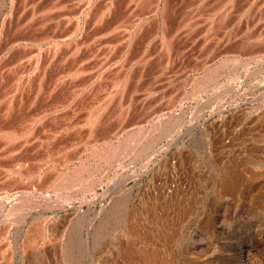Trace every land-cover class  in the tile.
Returning a JSON list of instances; mask_svg holds the SVG:
<instances>
[{"label":"rangeland","instance_id":"374dc122","mask_svg":"<svg viewBox=\"0 0 264 264\" xmlns=\"http://www.w3.org/2000/svg\"><path fill=\"white\" fill-rule=\"evenodd\" d=\"M8 1L9 0H5V6L0 8V26L2 25L0 29V74L2 75H0V89H3L0 90V109H2L0 110V129L6 128L4 129L6 130V132L8 129V131L17 130L19 132L20 130H22V128H27L30 126V131L28 132L29 136H24V140H26L28 144H26V142L24 143L23 140H21V142L16 141L11 142V144H6L4 140L0 139L2 140V142L0 141V149L2 150L3 148V151L7 152V155L0 154V178L2 179H0V210L4 214L3 216H0V264H22L20 260V247L21 243L25 239L24 237L26 235V231L29 228H27V226L32 227L35 226V224L42 223L43 221V223L47 225L51 232L49 231L48 234L44 233V237L46 238H44V243L42 244L41 249L39 248L40 254L45 256L44 262L42 264H50L51 262V264H68V262L66 261L68 257L74 256L75 254V257H77V261H79L80 264H126L124 263L125 260L122 254L123 248H131L141 251V248L143 249L144 244L141 243L142 238L140 240L135 238L133 239L131 231H129V229L125 226V221L132 219V212H134L135 210L141 211V209L144 206H147V204L158 205L156 208V211L158 210V213L156 211L155 213L161 216L164 215L163 217L166 221V227L164 230H162V233L167 234L166 236L168 237L166 238L165 243H163V249L164 252L166 251V254L169 251V264H227L229 260L231 261L235 259L236 255H239L241 257L240 253H238L240 252L239 249L241 247L249 249L250 253L257 259L258 264H264V54H262V52L256 53V58L255 56L253 58H250L249 56L240 57L238 56V54L234 55L232 53L234 49L231 48V45L229 46L228 43L226 44L229 37V32H231L232 37L234 35V38L231 39V42H233L235 45H240V40L242 39V35L240 36L241 32L248 29L251 24L252 26L253 24L257 25L251 30L253 34L257 35L258 33H264V7L260 8L261 10L259 11L256 10L258 7L257 5H259V1L261 0H257L256 2L255 0H253L254 3L251 2L252 0H236V7H234L233 10L229 13L230 15L228 19H221V22L223 21V23L216 20V23H218L217 25L216 23H214L216 28L214 29L213 33L208 31V22L206 20L204 21L205 18L203 16L200 17L197 14H200L202 12L206 16L212 13V10L217 7V5L220 3V0H204V7L200 9V12H196V9L198 10L197 4L201 0H164L160 5L162 10H159L157 16L153 17L150 11L152 9L154 0H95L88 16L85 19L80 18V25H82L80 26V29H78L76 26L77 15L78 13H80L79 7L81 6L77 5V3L79 2L78 0H27V2L23 0H15L13 2V8L11 12L8 11L10 9H8V7L10 6V2ZM106 1L107 4H105ZM165 2H167V4ZM248 3L253 4L249 6V12L247 11L246 13L248 14L247 21H245L246 17H241L240 19L236 18L239 12L242 11L241 9L247 6ZM49 5L53 6L52 11L51 8L48 9ZM31 6H33V8ZM45 7L48 9V11ZM43 8L46 10H44ZM42 10L47 12H42L41 14ZM101 10H103V13L99 14ZM232 12L234 15L231 14ZM39 13L41 16H39ZM50 14L52 16H50ZM150 16L152 17L151 19ZM184 16L187 17V19H185ZM2 19L4 20L3 24H1ZM181 19L184 20V22H181ZM230 19H232V21ZM7 20L10 22H8ZM92 21L94 24L92 23ZM187 22H189V24H193V26H188ZM56 23L57 25H54ZM205 23H207V25ZM176 24L178 26H176ZM226 24H231V29L229 28V31L227 33H225V30H222V28L226 27ZM45 25L46 27H44ZM39 26L41 29L39 28ZM76 28L77 31L74 32ZM123 30H128L132 34H130V37L127 38V40L122 38V35H124ZM109 31L111 32L109 33ZM89 32L91 34H89ZM208 32L209 34H211L209 35ZM163 33L168 36L167 38H171L174 35L171 42H168L169 45H171L169 46V48L171 49L169 55L166 54V51H164L165 49L161 48L160 45L162 44L161 39ZM167 33H169V35ZM160 34L161 36H159ZM186 34L187 36H185ZM43 36L59 39L57 41L60 42V44L57 46L58 50L56 48H51L50 46H52V42H49L44 44L46 46H39V53L37 51L34 52L33 40H40V38H43ZM149 36L152 37L150 38ZM9 37H11V39ZM128 39L131 41L127 44V41H129ZM14 41H18V43H21H19L17 46L12 44V42ZM68 41L69 43H67ZM29 43V49L23 48L27 47ZM64 43L66 46L64 45ZM222 44L225 45L222 46ZM11 46L13 47L11 49H8ZM16 46L18 49L16 48ZM47 46L50 49H48ZM78 46H81V48L79 49ZM83 46L86 47L84 48ZM176 46L178 47L176 48ZM4 47L5 49H3ZM96 47L100 49H97ZM42 48L45 50H42ZM260 49L261 51H263L262 48ZM22 50L24 51L23 53H21ZM69 50L74 51L71 52ZM27 51L29 52V54ZM54 51L57 52L55 53ZM75 51H77L76 55L74 54ZM157 51L159 52L157 53ZM15 53L19 54V56L15 55ZM40 53L41 55L43 54L42 57L41 55H39ZM35 54H38L39 56ZM124 55L126 56L124 57ZM229 55L233 57L236 56V58L238 59L237 62L239 63H231V66H227V68L222 67L221 69H218V66L220 65L222 60H227L228 57L230 59ZM126 59H128V61H126ZM19 60L21 64L19 63ZM25 60L26 62H24ZM48 61L50 64H47ZM95 62L97 63L95 64ZM142 63H144L145 65L143 64L142 66ZM166 64H168V66ZM76 65L78 67H75ZM8 66L11 68H9ZM106 66H108V68ZM120 67L122 69L126 68V70L130 72V80L127 84V89H136L132 91L134 96L133 94H130L129 96L122 99L124 109L127 108L128 103H131V111H129V116L123 121L119 114L120 111H117L119 108H117V104L115 103L118 100V95H116L114 89L111 88V82L119 76L118 74L119 69H121ZM216 69H218V75L214 74ZM163 70H165V73ZM212 70L214 71V73L212 72ZM23 71H25L24 74ZM41 71L43 73H41ZM67 72H69L70 74H68ZM8 73L9 75L7 76ZM17 74L18 76H15ZM96 76L98 79L96 78ZM203 76H207L208 79H210V83L207 86L208 88L205 87L202 90V85L199 84V88L196 84H198V81L203 78ZM58 78L60 79V81L57 80ZM17 79H20L18 85ZM35 79L38 81H36ZM11 82L13 83L11 84ZM13 84H15V86ZM20 84H25L26 87ZM53 84L55 88L52 87ZM146 85L153 86V95L155 96L145 95V92H143L144 90L142 91L141 88ZM194 85L197 87H194ZM15 88L19 89L17 90ZM196 88L198 89L196 90ZM28 89H30V92ZM199 89H201V91ZM5 90L6 92H8V95ZM170 90L172 91L170 92ZM107 91L108 93L106 94ZM110 92L113 95L115 94L113 96L114 100L109 105L108 109L102 113L101 121H99V123H97L95 127L93 126V131H95L94 134L101 135L103 132V127L105 125H107L109 130H118L119 128H125V130L127 131L131 127L134 128L137 126H146V124L147 126H150L151 123L154 122V120L157 121L156 124L161 123L163 126H173L175 127V130L170 132L167 130L165 135H162L158 140H156L153 143L154 145H152L150 149L148 148V153L145 152V154H143V159H141V161L133 160L134 154L129 152L128 159L126 158L122 163L118 164V166L116 165L112 168H101V166L103 167V165H101L100 167L98 166V170L96 171L97 173L95 172L96 175H94L95 177L93 176L94 180H91V182L93 181L91 190L88 188L82 189L84 191L79 189H75L72 191L70 190L68 193H66L69 195L68 196L65 194V192L57 194L45 189H43L42 191V181L40 180V178H38V180L34 179L37 177H31V179L29 180V177L24 175V177L20 176V179L17 180L16 177L11 176L12 179H16H14L13 181L11 179L9 181H5V176L7 175L5 169L9 168V166L12 165L13 159L27 161L26 164L36 170L42 163L40 161L43 158H46L47 153L48 155H52V153L56 154L58 153V151L61 152L60 154H73L74 156L72 157H74V160L71 165H75L74 167H79L81 164L86 163L88 164V166L90 165L91 169L96 167L95 161L92 159H88L92 158L91 153H93V150H85L81 158L77 155L79 150L83 148V146L81 145L83 143V140L86 141L85 136L81 134L82 131H79L80 126L78 127V124L85 118L86 109L88 110L90 104L94 102L105 103V100L107 99ZM173 92L176 94H174ZM168 95L170 97H167ZM73 96L75 99L73 98ZM67 97L70 99H67ZM133 99H135V101ZM207 99L210 100L207 101ZM169 100H171V102ZM61 101H63V103H66L67 106H62L63 103ZM177 101H179L180 103L178 104ZM9 102L12 103V110L9 114L11 117L9 115H6L5 110ZM14 106H16V110ZM204 106L205 108H203ZM57 108H59L60 110ZM51 111L52 113H50ZM158 115L161 118L157 119ZM135 117H137L138 119ZM53 118L55 120L51 122ZM151 118H153L154 120L150 121ZM32 119H36V121L31 122V125L26 126L27 123ZM128 119L130 121H128ZM134 119H137V121H135ZM169 119L172 122H170ZM159 120L160 122L158 123ZM1 121L6 124L2 123ZM162 121H169L170 123L166 125ZM16 122H18V124ZM105 122L108 124H104ZM109 122L115 123V126H108L110 125ZM122 124L123 126H121ZM50 125L52 127H50ZM96 127L98 128V130ZM117 127L118 129H116ZM53 134L56 135L54 136ZM28 139H30V141ZM53 139L55 142L53 141ZM76 140L78 141L76 142ZM2 143H5V145H3ZM12 143L18 144L14 145ZM23 143L25 145H23ZM73 144H75L74 147L72 146ZM65 148L68 150V152L67 150H65ZM63 151L66 152L64 153ZM11 152H13L15 155ZM9 157H12V159H10ZM240 168L243 171H241ZM3 169L6 175L2 172ZM224 169L225 171H229L237 175V179L240 182L237 183L238 185L235 191L230 194L226 193L221 187L222 185L220 179L222 170L224 171ZM3 179L5 182H2ZM41 179H43V177ZM8 182L9 184L5 186V184ZM34 184L35 186L37 184V186L35 187ZM11 187L12 190H10ZM38 187L40 188V190ZM1 191L6 193L5 195L8 198L5 197V195ZM25 199H27V201H25ZM10 201L12 203H10ZM18 202L22 203V205L18 207V209L21 211L18 213L22 214L9 215L8 211L10 210V208ZM167 203H170L171 205L173 203L174 206L172 205V209L168 208L169 212L165 213L166 210L163 211L162 206L166 205ZM115 208H117L118 210ZM1 219H3V221ZM144 224L141 227L142 229H140V231L142 232L144 230L146 231V229H150L149 223L146 224V222L144 221ZM134 231L136 232V230ZM126 234L130 235L127 236ZM254 245L256 248L254 247ZM65 246L67 247L66 249ZM132 246H135L136 248ZM257 253H259V255ZM63 254L64 256H62ZM11 255L12 259L9 262H6L7 259L11 258ZM196 259L199 260L197 261Z\"/></svg>","mask_w":264,"mask_h":264},{"label":"bare ground","instance_id":"6f19581e","mask_svg":"<svg viewBox=\"0 0 264 264\" xmlns=\"http://www.w3.org/2000/svg\"><path fill=\"white\" fill-rule=\"evenodd\" d=\"M15 0H9L8 2H10L9 3V7H8V11H12V6H13V2H14ZM23 1H26L27 2V0H23ZM35 1V0H34ZM45 1V0H44ZM56 1V0H55ZM54 1V2H55ZM79 2L77 3V5L78 6H80L79 8H80V13H78V15H77V21H76V26H77V28L78 29H80V26H82V25H80L81 24V22H80V18H86L87 16H88V14H89V11H90V9L92 8V5H93V2L95 1V0H78ZM111 1V0H110ZM134 1V0H133ZM144 1V0H143ZM142 1V2H143ZM162 1H164V0H154L153 1V6H152V9H151V15H152V17L153 16H157V14H158V12H159V10L161 11L162 10V8L160 7V5H161V3H163ZM190 1V0H189ZM192 1V0H191ZM196 1H198V0H196ZM209 1V0H208ZM257 0H255V2H256ZM146 2V1H145ZM181 2V1H180ZM241 2V1H240ZM249 2V1H248ZM251 2H253V0L251 1ZM38 3V2H37ZM36 3V4H37ZM166 4H167V2H165ZM174 3V2H173ZM211 3V2H210ZM254 3V2H253ZM253 3H248V5L247 6H245L243 9H241L242 11H240L239 12V14H238V16L236 17V18H244V17H246V20L245 21H247V18H248V14H246L247 13V11L249 12V9H250V5L251 4H253ZM5 4H6V2H5V0H0V8L1 7H4L5 6ZM19 4H20V2H19ZM27 4V3H26ZM35 4V5H36ZM48 4V3H47ZM56 4V3H55ZM63 4V3H62ZM65 4V3H64ZM105 4H107V1H106V3ZM147 4V3H146ZM150 4H152V3H150ZM182 4H183V2H182ZM213 4H215V3H213ZM217 4V3H216ZM255 4H257V3H255ZM254 4V5H255ZM34 5V4H33ZM163 5V4H162ZM165 5V4H164ZM173 5V4H172ZM176 5V4H175ZM236 5V0H220V3L217 5V7L216 8H214L213 10H212V13H210V14H208V15H204L202 12L200 13V14H197V15H199L200 17H204L205 19H204V21L206 20L207 22H208V26H207V29H208V31L209 32H211V33H213L214 32V29L216 28V26L214 25V23H216V20L218 21V22H221V19H223V20H227L228 19V17H229V13L233 10V8L234 7H236L235 6ZM244 5V4H243ZM43 6V5H42ZM114 6V5H113ZM127 6V5H126ZM177 6V5H176ZM193 6H194V4H193ZM197 8H198V10L196 9V12H200L201 10V8L202 7H204V0H201V1H199L198 2V4H197ZM239 6V5H238ZM258 7H257V9L256 10H261L260 8H262V7H264V0H261V1H259V5H257ZM32 8H33V6H31ZM30 7V8H31ZM38 7V6H37ZM151 7V6H150ZM166 7V6H165ZM191 7V6H190ZM210 7V6H209ZM243 7V6H242ZM46 8V7H45ZM51 8V11H52V8H53V6L51 5H49V8L48 9H50ZM63 8V7H62ZM110 8V7H109ZM195 8V7H194ZM207 8V7H206ZM211 8V7H210ZM209 8V9H210ZM256 8V7H255ZM44 9V8H43ZM47 9V8H46ZM46 9H44V10H46ZM48 9H47V11H48ZM56 9V8H55ZM59 9V8H58ZM61 9V8H60ZM111 9V8H110ZM115 9V8H114ZM187 9H188V7H187ZM15 10V9H14ZM26 10V9H25ZM37 10V9H36ZM44 10H42L41 11V14H42V12H47V11H44ZM105 10V9H104ZM136 10V9H135ZM146 10V9H145ZM167 10V9H166ZM240 10V9H239ZM6 11V10H5ZM16 11V10H15ZM19 11V10H18ZM50 11V10H49ZM50 11V12H51ZM56 11V10H55ZM103 10H101L100 12H99V14H101V13H103L102 12ZM195 11V10H194ZM204 11V10H203ZM236 11V10H235ZM238 11V10H237ZM34 12V11H33ZM49 12V13H50ZM54 12V11H53ZM84 12V13H83ZM91 12H92V10H91ZM108 12V11H107ZM135 12V11H134ZM168 12V11H167ZM170 12V11H169ZM190 12V11H189ZM257 12V11H256ZM1 13V12H0ZM55 13V12H54ZM112 13V12H111ZM119 13V12H118ZM192 13V12H191ZM195 13V12H194ZM251 13V12H250ZM253 13V12H252ZM259 13V12H258ZM7 14V13H6ZM11 14V13H10ZM48 14V13H47ZM115 14V13H114ZM149 14V13H148ZM160 14V13H159ZM231 14H233V12L231 13ZM255 14V13H254ZM45 15V14H44ZM97 15V14H96ZM111 15H113V14H111ZM134 15V14H133ZM141 15V14H140ZM144 15V14H143ZM174 15V14H173ZM175 15H177V14H175ZM188 15V14H187ZM194 15V14H193ZM234 15V14H233ZM251 15V14H250ZM249 15V16H250ZM39 16H41L40 15V13H39ZM46 16V15H45ZM50 16H52L51 14H50ZM101 16V15H100ZM135 16V15H134ZM182 16V15H181ZM191 16V15H190ZM253 16V15H252ZM10 17V16H9ZM9 17H8V19H9ZM20 17V16H19ZM32 17H33V15H32ZM31 17V18H32ZM54 17V16H53ZM52 17V18H53ZM110 17V16H109ZM145 17V16H144ZM151 16H150V19L152 18ZM163 17V16H162ZM185 17V16H184ZM189 17V16H188ZM197 17V16H196ZM217 17V18H216ZM37 18V17H36ZM97 18V17H96ZM105 18H107V17H105ZM111 18V17H110ZM143 18V17H142ZM171 18V17H170ZM195 18V17H194ZM194 18H192V19H194ZM198 18V17H197ZM196 18V19H197ZM252 18V17H251ZM254 18V17H253ZM5 19H6V17H5ZM28 19V18H27ZM58 19V18H57ZM116 19H117V17H116ZM141 19V18H140ZM146 19H147V17H146ZM162 19V18H161ZM185 19H187V17H185ZM238 19V20H239ZM46 20V19H45ZM49 20V19H48ZM88 20V19H87ZM135 20V19H134ZM137 20V19H136ZM159 20H160V17H159ZM174 20V19H173ZM178 20V19H177ZM189 20V19H188ZM191 20V19H190ZM231 21H232V19H230ZM238 20H236V21H238ZM250 20V19H249ZM8 21V20H7ZM27 21V20H26ZM31 21V20H30ZM29 21V22H30ZM56 21V20H55ZM116 21V20H115ZM145 21V20H144ZM155 21V20H154ZM165 21H166V19H165ZM165 21H163V22H165ZM181 22H184V20H180ZM203 21V20H202ZM8 22H10V21H8ZM11 22H12V20H11ZM60 22V21H59ZM99 22V21H98ZM110 22V21H109ZM140 22V21H139ZM148 22V21H147ZM159 22H161V21H159ZM217 22V23H218ZM241 22V21H240ZM243 22H244V20H243ZM258 22V21H257ZM264 22V21H263ZM4 23V20L2 19V23L1 24H3ZM16 23V22H15ZM92 23H93V21H92ZM106 23V22H105ZM191 23V22H190ZM217 23H216V25H217ZM221 23H223V21L221 22ZM246 23V22H245ZM248 23H249V21H248ZM10 24V23H9ZM40 24H42V23H40ZM39 24V25H40ZM46 24V23H45ZM94 24V23H93ZM124 24V23H123ZM132 24V23H131ZM158 24V23H157ZM204 24V23H203ZM203 24H201V25H203ZM206 25H207V23H205ZM27 25V24H26ZM52 25V24H51ZM54 25H57V23L56 24H54ZM84 25V24H83ZM98 25V24H97ZM101 25V24H100ZM104 25V24H103ZM116 25V24H115ZM130 25V24H129ZM145 25V24H144ZM152 25V24H151ZM159 25V24H158ZM162 25V24H161ZM169 25V24H168ZM187 25L188 26H190V27H192L193 26V24H189V22H187ZM197 25V24H196ZM37 26V25H36ZM96 26V25H95ZM99 26V25H98ZM114 26V25H113ZM171 26H173V25H171ZM176 26H178L177 24H176ZM241 26H242V24H241ZM247 26V25H246ZM251 26H252V24H251ZM247 27L248 29H246V30H244L243 32H241V34H240V36L242 35V39L240 40V45H235L233 42H231L232 40V38H234V35H233V37H232V33L231 32H229V37H228V40H227V42H226V44L228 43L229 44V46L231 45V48L232 49H234L233 50V54L234 55H236V54H238V56H240V57H244V56H249L250 58H253L254 56H255V58H256V53H261L262 52V54H264L263 53V51H264V33H258L257 35L256 34H253L252 32H251V30L253 29V27H255V26H257L256 24H253V26L252 27ZM1 27H2V25L0 26V29H1ZM29 27V26H28ZM43 27V26H42ZM44 27H46V25L44 26ZM84 27V26H83ZM141 27V26H140ZM153 27V26H152ZM202 27V26H201ZM232 27H233V25H232ZM9 28V27H8ZM23 28V27H22ZM37 28V27H36ZM39 28H40V26H39ZM54 28V27H53ZM58 28H59V26H58ZM65 28V27H64ZM77 28H76V30L74 31V32H76L77 31ZM90 28V27H89ZM112 28V27H111ZM116 28V27H115ZM114 28V29H115ZM156 28V27H155ZM158 28V27H157ZM162 28V27H161ZM229 28L231 29V24L230 25H228V24H226V27H224V28H222V30H225V33H227L228 31H229ZM240 28V27H239ZM243 28V27H242ZM261 28V27H260ZM264 28V27H263ZM18 29H19V27H18ZM30 29V28H29ZM41 29V28H40ZM125 29V28H124ZM176 29H177V27H176ZM185 29V28H184ZM218 29V28H217ZM238 29V28H237ZM262 29V28H261ZM25 30V29H24ZM151 30V29H150ZM156 30V29H155ZM172 30V29H171ZM194 30V29H193ZM193 30H192V32H193ZM195 30H196V28H195ZM257 30V29H256ZM28 31V30H27ZM41 31V30H40ZM61 31V30H60ZM81 31V30H80ZM100 31V30H99ZM112 31V30H111ZM111 31H109V33L111 32ZM124 31V30H123ZM137 31V30H136ZM164 31H165V29H164ZM163 31V32H164ZM182 31V30H181ZM187 31V30H186ZM138 32H139V30H138ZM140 32H141V30H140ZM172 32V31H171ZM180 32V31H179ZM184 32H185V30H184ZM183 32V33H184ZM209 32H208V34H209ZM219 32V31H218ZM221 32V31H220ZM234 32H237V31H234ZM16 33H17V31H16ZM49 33V32H48ZM56 33V32H55ZM62 33V32H61ZM79 33V32H78ZM88 33V32H87ZM113 33V32H112ZM151 33V32H150ZM155 33V32H154ZM156 33H157V31H156ZM173 33H175V32H173ZM178 33V32H177ZM182 33V32H181ZM203 33V32H202ZM210 33V34H211ZM217 33V32H216ZM13 34H15V33H13ZM31 34V33H30ZM46 34V33H45ZM70 34V33H69ZM89 34H91L90 32H89ZM96 34V33H95ZM123 34L124 35H122L123 37V39H126L127 40V38H129L130 37V32L128 31V30H125L124 32H123ZM137 34V33H136ZM168 35H169V33H167ZM185 34V33H184ZM191 34V33H190ZM201 34V33H200ZM209 34V35H210ZM2 35V34H1ZM25 35V34H24ZM56 35V34H55ZM80 35H81V33H80ZM99 35V34H98ZM132 35V34H131ZM133 35H135V34H133ZM142 35V34H141ZM152 35H153V33H152ZM181 35V34H180ZM244 35V36H243ZM41 36V35H40ZM39 36V37H40ZM51 36V35H50ZM90 36V35H89ZM105 36V35H104ZM144 36V35H143ZM159 36H161V34L159 35ZM170 36H172V35H170ZM185 36H187V34L185 35ZM184 36V37H185ZM214 36V35H213ZM238 36V35H237ZM240 36H238V37H240ZM35 37V36H34ZM38 37V38H39ZM74 37V36H73ZM98 37V36H97ZM96 37V38H97ZM119 37H120V35H119ZM150 37V36H149ZM152 37V36H151ZM150 37V38H151ZM157 37H158V34H157ZM168 36L167 35H165L164 33L162 34V39H161V43L162 44H160L161 45V48H164L165 50L164 51H166V54L167 55H169V52L171 51V49L169 48V46H171V45H169V43L171 42V40H172V38L174 37V35H173V37H171V38H167ZM199 37V36H198ZM208 37V36H207ZM216 37V36H215ZM223 37H225V36H223ZM10 39H11V37H9ZM29 38V37H28ZM60 38V37H59ZM71 38V37H70ZM69 38V39H70ZM80 38V37H79ZM87 38V37H86ZM95 38V37H94ZM94 38H92V39H94ZM100 38V37H99ZM103 38V37H102ZM105 38V37H104ZM110 38V37H109ZM117 38V37H116ZM135 38V37H134ZM137 38V37H136ZM146 38V37H145ZM191 38V37H190ZM236 38V37H235ZM241 38V37H240ZM6 39V38H5ZM4 39V40H5ZM60 39H62V38H60ZM77 39V38H76ZM120 39V38H119ZM142 39V38H141ZM179 39H181V38H179ZM193 39V38H192ZM205 39V38H204ZM210 39V38H209ZM212 39V38H211ZM237 39V38H236ZM24 40V39H23ZM27 40V39H26ZM59 39H54V38H52V37H44L43 36V38H40V40H37V41H35V40H33V49H34V52H40V47L39 46H42V45H44L45 43H49V42H52V46H50L51 48H53V49H57V46L60 44V42H57ZM63 40V39H62ZM65 40V39H64ZM104 40V39H103ZM102 40V41H103ZM129 40V39H128ZM133 40V39H132ZM135 40V39H134ZM140 40V39H139ZM138 40V41H139ZM147 40V39H146ZM151 40V39H150ZM165 40V41H164ZM167 40V41H166ZM178 40V39H177ZM194 40H195V38H194ZM193 40V41H194ZM3 41V40H2ZM6 41V40H5ZM75 41V40H74ZM73 41V42H74ZM91 41V40H90ZM98 41V40H97ZM106 41V40H105ZM111 41V40H110ZM131 40H129V41H127V44H128V42H130ZM159 41V40H158ZM170 41V42H169ZM198 41V40H197ZM224 41V40H223ZM226 41V40H225ZM23 42H26V41H23ZM23 42H22V44H23ZM66 42V41H65ZM89 42V41H88ZM92 42V41H91ZM96 42V41H95ZM168 44H167V43ZM175 42V41H174ZM5 43V42H4ZM19 43H21V42H19ZM18 41H14V42H12V44H14V45H17L18 46ZM63 43V42H62ZM67 43H69V41L67 42ZM90 43V42H89ZM103 43V42H102ZM119 43H121V42H119ZM133 43V42H132ZM177 43H178V41H177ZM193 43V42H192ZM11 44V43H10ZM26 44V43H25ZM24 44V45H25ZM71 44V43H70ZM79 44V43H78ZM83 44V43H82ZM101 44V43H100ZM109 44V43H108ZM157 44V43H156ZM183 44V43H182ZM199 44V43H198ZM203 44V43H202ZM206 44V43H205ZM204 44V45H205ZM219 44V43H218ZM29 45H30V43L28 44V46L27 47H23V48H28L29 47ZM48 45V44H47ZM64 45H65V43H64ZM81 45V44H80ZM85 45V44H84ZM87 45V44H86ZM95 45H96V43H95ZM106 45V44H105ZM177 45V44H176ZM185 45V44H184ZM211 45V44H210ZM215 45V44H214ZM225 45V44H224ZM223 44H222V46H224ZM17 46H16V48H17ZM44 46H46V45H44ZM49 46V45H48ZM47 46V47H48ZM66 46V45H65ZM92 46V45H91ZM104 46V45H103ZM114 46V45H113ZM127 46V45H126ZM129 46V45H128ZM145 46V45H144ZM179 46V45H178ZM178 46H176V48L178 47ZM188 46V45H187ZM216 46V45H215ZM218 46V45H217ZM220 46V45H219ZM9 47V46H8ZM13 46H11L10 48H8V49H11ZM77 47V46H76ZM79 47V46H78ZM84 47V46H83ZM86 47V46H85ZM84 47V48H85ZM131 47V46H130ZM149 47V46H148ZM173 47V46H172ZM30 48V47H29ZM28 48V49H29ZM32 48V47H31ZM81 48V46L79 47V49ZM97 48V47H96ZM102 48V47H101ZM109 48V47H108ZM107 48V49H108ZM128 48V47H127ZM187 48V47H186ZM189 48H190V46H189ZM229 48V47H228ZM260 48H262L263 49V51H261V49ZM3 49H5V47L3 48ZM7 49V48H6ZM7 49V50H8ZM18 49V48H17ZM20 49H22V48H20ZM32 49V50H33ZM37 49V50H36ZM48 49H50L49 47H48ZM48 49H46V50H48ZM52 49V50H53ZM67 49H68V47H67ZM90 49H91V47H90ZM93 49V48H92ZM97 49H100V48H97ZM175 49V48H174ZM185 49V48H184ZM218 49V48H217ZM220 49V48H219ZM259 49V50H258ZM25 50V49H24ZM31 50V49H30ZM42 50H45V49H43L42 48ZM58 50V49H57ZM75 50V49H74ZM73 50V51H74ZM78 50V49H77ZM94 50H95V48H94ZM124 50V49H123ZM122 50V51H123ZM138 50V49H137ZM136 50V51H137ZM143 50V49H142ZM153 50H155V49H153ZM176 50V49H175ZM207 50H209V49H207ZM221 50V49H220ZM26 51V50H25ZM69 51H71V50H69ZM73 51H71V52H73ZM80 51V50H79ZM85 51V50H84ZM91 51V50H90ZM90 51H89V53H90ZM113 51H114V49H113ZM184 51V50H183ZM20 52V51H19ZM24 51L22 50V52L21 53H23ZM28 52V51H27ZM43 52V51H42ZM51 52V51H50ZM53 52V51H52ZM55 52V51H54ZM57 52V51H56ZM55 52V53H56ZM76 52L77 51H75V55H76ZM96 52V51H95ZM102 52V51H101ZM111 52V51H110ZM126 52V51H125ZM159 51H157V53H158ZM161 52V51H160ZM173 52V51H172ZM185 52V51H184ZM207 52V51H206ZM44 53V52H43ZM46 53V52H45ZM70 53V52H69ZM130 53V52H129ZM133 53V52H132ZM143 53V52H142ZM148 53H149V51H148ZM177 53V52H176ZM183 53V52H182ZM186 53V52H185ZM28 54H29V52H28ZM47 54H48V52H47ZM50 54V53H49ZM67 54V53H66ZM73 54V53H72ZM88 54V53H87ZM109 54V53H108ZM127 54H128V52H127ZM136 54V53H135ZM155 54H156V52H155ZM179 54V53H178ZM184 54V53H183ZM10 55V54H9ZM12 55V54H11ZM15 55H17V56H19V54H16L15 53ZM35 55H38V54H35ZM39 55H41V53L39 54ZM38 55V56H39ZM43 55V54H42ZM42 55H41V57H42ZM67 55H69V54H67ZM86 55V54H85ZM120 55V54H119ZM132 55V54H131ZM258 55V54H257ZM14 56V55H13ZM33 56V55H32ZM37 56V57H38ZM50 56V55H49ZM56 56V55H55ZM70 56V55H69ZM80 56H82V55H80ZM108 56V55H107ZM126 55H124V57H125ZM142 56H143V54H142ZM146 56V55H145ZM151 56H153V55H151ZM176 56V55H175ZM230 56V55H229ZM252 56V57H251ZM3 57V56H2ZM4 57H5V55H4ZM22 57H24V56H22ZM52 57V56H51ZM65 57V56H64ZM84 57V56H83ZM97 57V56H96ZM114 57H116V56H114ZM123 57V56H122ZM149 57V56H148ZM158 57H160V56H158ZM167 57V56H166ZM170 57V56H169ZM174 57V56H173ZM180 57V56H179ZM219 57V56H218ZM225 57V56H224ZM240 57H238V58H240ZM14 58V57H13ZM12 58V59H13ZM18 58V57H17ZM29 58V57H28ZM39 58V57H38ZM49 58V57H48ZM67 58V57H66ZM108 58V57H107ZM118 58V57H117ZM130 58V57H129ZM137 58V57H136ZM135 58V59H136ZM147 58V57H146ZM182 58V57H181ZM184 58V57H183ZM10 59V58H9ZM22 59V58H21ZM34 59V58H33ZM37 59V58H36ZM51 59V58H50ZM49 59V60H50ZM65 59V58H64ZM63 59V60H64ZM78 59H80V58H78ZM94 59V58H93ZM133 59V58H132ZM134 59V60H135ZM139 59V58H138ZM148 59H150V58H148ZM169 59V58H168ZM223 59V58H222ZM244 59V58H243ZM14 60V59H13ZM28 60V59H27ZM104 60V59H103ZM107 60V59H106ZM113 60H115V59H113ZM159 60V59H158ZM3 61H5V60H3ZM11 61V60H10ZM9 61V62H10ZM22 61V60H21ZM36 61H39V60H36ZM123 61V60H122ZM126 61H128V59H126ZM133 61V60H132ZM200 61V60H199ZM238 61V59L236 58V56L235 57H233V56H230V59H229V57L227 58V60H222L221 61V63H220V65L218 66V69H221L222 67H226L227 68V66H231V63H239V62H237ZM17 62V61H16ZM24 62H26V60L24 61ZM23 62V63H24ZM27 62H29V61H27ZM50 62H52V61H50ZM90 62V61H89ZM139 62V61H138ZM195 62V61H194ZM197 62V61H196ZM241 62V61H240ZM19 63H20V60H19ZM49 63V61L47 62V64ZM66 63V62H65ZM74 63V62H73ZM97 62H95V64H96ZM173 63V62H172ZM21 64V63H20ZM25 64V63H24ZM35 64V63H34ZM38 64V63H37ZM50 64V63H49ZM53 64V63H52ZM60 64H61V62H60ZM80 64V63H79ZM143 64L144 63H142V66H143ZM162 64V63H161ZM17 65V64H16ZM25 65H27V64H25ZM32 65V64H31ZM30 65V66H31ZM57 65V64H56ZM63 65V64H62ZM110 65V64H109ZM145 65V64H144ZM167 66H168V64H166ZM10 66V65H9ZM8 66V67H9ZM28 66V65H27ZM46 66V65H45ZM44 66V67H45ZM60 66V65H59ZM179 66V65H178ZM235 66H236V64H235ZM13 67V66H12ZM37 67V66H36ZM35 67V68H36ZM49 67V66H48ZM75 67H78L77 65L75 66ZM107 68H108V66H106ZM122 67V66H121ZM120 67V68H121ZM128 67H130V66H128ZM170 67V66H169ZM176 67V66H175ZM234 67V66H233ZM9 68H11V67H9ZM33 68V67H32ZM32 68H30V69H32ZM38 68V67H37ZM72 68V67H71ZM125 68V67H124ZM140 68V67H139ZM178 68H180V67H178ZM225 68V69H226ZM5 69V68H4ZM47 69V68H46ZM60 69V68H59ZM218 69H216L215 70V73H214V71L212 70V72L216 75L217 74V71H218ZM229 69V68H228ZM6 70V69H5ZM13 70V69H12ZM108 70V69H107ZM106 70V71H107ZM124 70V71H123ZM140 70V69H139ZM168 70V69H167ZM230 70V69H229ZM4 71V70H3ZM15 71V70H14ZM22 71V70H21ZM32 71H34V70H32ZM36 71H38V70H36ZM43 71V70H42ZM41 71V73H43ZM84 71V70H83ZM82 71V72H83ZM97 71V70H96ZM164 71V73H165V70H163ZM198 71V70H197ZM196 71V72H197ZM1 72H2V70H1ZM6 72V71H5ZM7 72H8V68H7ZM11 72V71H10ZM9 72V73H10ZM20 72V71H19ZM24 72L25 71H23V74H24ZM27 72V71H26ZM62 72V71H61ZM72 72V71H71ZM77 72V71H76ZM88 72V71H87ZM141 72V71H140ZM151 72H153V71H151ZM191 72V71H190ZM231 72V71H230ZM229 72V73H230ZM9 73L7 74V76L9 75ZM18 73V72H17ZM65 73V72H64ZM68 74H70L69 72H67ZM129 73L130 72H128L127 70H126V68L125 69H119V76L116 78V76H115V78L116 79H114L112 82H111V88H113L114 89V92L116 93V95H118V100L115 102L117 105V108H119L117 111H120L119 112V114H120V116H121V119H122V121L125 119V118H127L128 116H129V111H131L130 110V104L131 103H128V106H127V108H123V102H122V99L123 98H125V97H127V96H129L130 94H133V92L132 91H134V89L133 88H131V89H127V84H128V82H129V80H130V76H129ZM147 73V72H146ZM158 73V72H157ZM55 74V73H54ZM63 74V73H62ZM67 74V75H68ZM77 74V73H76ZM97 74V73H96ZM221 74V73H220ZM1 75V74H0ZM28 75V74H27ZM36 75V74H35ZM40 75V74H39ZM46 75V74H45ZM50 75V74H49ZM80 75V74H79ZM87 75V74H86ZM101 75H102V72H101ZM140 75V74H139ZM207 75H208V73H207ZM211 75H212V73H211ZM218 75V74H217ZM2 76V75H1ZM0 76V77H1ZM6 76V75H5ZM11 76H13V75H11ZM15 76H18V74L17 75H15ZM41 76V75H40ZM57 76H58V73H57ZM60 76V75H59ZM65 76H66V74H65ZM70 76V75H69ZM76 76V75H75ZM26 77V76H25ZM48 77H50V76H48ZM71 77V76H70ZM78 77V76H77ZM89 77H92V76H89ZM143 77V76H142ZM153 77H155V76H153ZM157 77V76H156ZM160 77V76H159ZM172 77V76H171ZM170 77V78H171ZM175 77V76H174ZM210 77V76H209ZM219 77V76H218ZM4 78V77H3ZM17 78V77H16ZM19 78H21V77H19ZM24 78V77H23ZM42 78V77H41ZM74 78H76V77H74ZM86 78V77H85ZM96 78H97V76H96ZM102 78V77H101ZM100 78V79H101ZM5 79H6V77H5ZM31 79V78H30ZM46 79V78H45ZM83 79H84V77H83ZM91 79V78H90ZM98 79V78H97ZM190 79V78H189ZM216 79V78H215ZM17 80H18V82H17ZM16 80V82H17V85H18V83L20 82V79H17ZM24 80V79H23ZM22 80V81H23ZM36 80V79H35ZM44 80V79H43ZM57 80H59L60 81V79L58 78ZM67 80V79H66ZM96 80V79H95ZM187 80V79H186ZM197 80V79H196ZM199 80V79H198ZM213 80H214V78H213ZM34 81V80H33ZM36 81H38V80H36ZM49 81V80H48ZM58 81V82H59ZM79 81V80H78ZM99 81V80H98ZM138 81V80H137ZM171 81V80H170ZM188 81V80H187ZM2 82V81H1ZM35 82V81H34ZM40 82V81H39ZM43 82H45V81H43ZM55 82V81H54ZM93 82V81H92ZM162 82V81H161ZM186 82V81H185ZM7 83V82H6ZM13 82H11V84H12ZM28 83H29V81H28ZM36 83V82H35ZM56 83V82H55ZM54 83V84H55ZM61 83H63V82H61ZM72 83V82H71ZM89 83H90V81H89ZM99 83V82H98ZM141 83V82H140ZM159 83V82H158ZM183 83V82H182ZM194 83V82H193ZM209 83H210V79H208V77L207 76H203V78H201L199 81H198V84H196V85H198V87L200 88V86H199V84H201L202 85V90L205 88V87H207L208 85H209ZM39 84V83H38ZM54 84H53V86L52 87H54ZM74 84V83H73ZM79 84V83H78ZM83 84H85V83H83ZM138 84V83H137ZM162 84V83H161ZM14 86H15V84H13ZM13 85H12V88H13ZM20 85H23V84H20ZM20 85H19V88H20ZM29 85V84H28ZM89 85V84H88ZM87 85V86H88ZM92 85V84H91ZM160 85V84H159ZM184 85V84H183ZM186 85V84H185ZM188 85V84H187ZM24 87H26L25 86V84L23 85ZM30 86V85H29ZM32 86V85H31ZM37 86V85H36ZM35 86V87H36ZM39 86V85H38ZM43 86V85H42ZM41 86V87H42ZM47 86V85H46ZM67 86V85H66ZM82 86V85H81ZM167 86V85H166ZM181 86V85H180ZM192 86V85H191ZM1 87V86H0ZM2 87H3V85H2ZM194 87H197V86H195L194 85ZM18 88V89H19ZM23 88V87H22ZM21 88V89H22ZM28 88V87H27ZM37 88V87H36ZM55 88V87H54ZM96 88V87H95ZM137 88V87H136ZM164 88V87H163ZM173 88V87H172ZM208 88V87H207ZM15 89H17V88H15ZM17 89V90H18ZM24 89V88H23ZM33 89V88H32ZM61 89H62V87H61ZM77 89H79V88H77ZM101 89V88H100ZM142 89V91L143 92H145V95L146 96H149V95H153V86L151 85H146V86H144L143 88H141ZM177 89V88H176ZM175 89V90H176ZM179 89V88H178ZM194 89V88H193ZM198 88H196V90H197ZM0 90H3L2 88L0 89ZM26 90V89H25ZM29 90V92H30V89H28ZM42 90V89H41ZM50 90H52V89H50ZM82 90V89H81ZM108 90V89H107ZM136 90V89H135ZM196 90H194V91H196ZM200 91H201V89H199ZM198 90V91H199ZM11 91V90H10ZM14 91H16V90H14ZM21 91V90H20ZM59 91V90H58ZM92 91V90H91ZM96 91V90H95ZM102 91H105V90H102ZM109 91V90H108ZM108 91L106 92V94L108 93ZM162 91V90H161ZM172 90H170V92H171ZM5 92H6V90H5ZM13 92V91H12ZM19 92V91H18ZM22 92V91H21ZM36 92V91H35ZM51 92V91H50ZM80 92V91H79ZM158 92V91H157ZM7 93V95H8V92H6ZM16 93V92H15ZM37 93V92H36ZM62 93V92H61ZM91 93V92H90ZM100 93V92H99ZM136 93V92H135ZM167 93H168V90H167ZM174 93V92H173ZM186 93V92H185ZM1 94V93H0ZM22 94V93H21ZM20 94V95H21ZM48 94V93H47ZM65 94V93H64ZM64 94H63V96H64ZM69 94V93H68ZM142 94V93H141ZM140 94V95H141ZM170 94V93H169ZM174 94H176V93H174ZM183 94V93H182ZM193 94V93H192ZM191 94V95H192ZM195 94V93H194ZM4 95V94H3ZM2 95V96H3ZM11 95V94H10ZM13 95V94H12ZM16 95V94H15ZM38 95V94H37ZM46 95V94H45ZM72 95V94H71ZM79 95V94H78ZM86 95V94H85ZM98 95V94H97ZM110 95V96H109ZM115 95V94H114ZM111 92L108 94V97H107V99L105 100L106 102L105 103H97V102H94V103H91L90 104V106L88 107V110L86 109V114H85V118L83 119V121L81 122L80 121V123L78 124V127L80 126V130L79 131H82V135H84L85 136V138H86V141H84L83 140V143L81 144L82 146H83V148L82 149H80L79 150V152L77 153V155L78 156H80V158H81V156H82V154H83V152H85V150H93V153H91V154H89V155H91L92 156V158H88V159H92V160H94L95 161V163H96V167H94V168H92L91 169V167H90V165L88 166V164L86 163V164H81L79 167H74V166H72L71 164H72V162H73V160H74V157H72V156H74L73 154L72 155H70V154H68V153H65L64 151V153L65 154H60L61 152L60 151H58V153H52V155H48V153H47V156H46V158H43L40 162H42L41 163V165H39L38 166V169H36V170H34L32 167H29L27 164H26V162L27 161H23V160H14L13 159V163H12V165L11 166H9V168H7V169H5L6 171L5 172H7V175L5 174V172H4V169H3V173L6 175L5 176V181H9L10 179L13 181L14 179H16L17 178V180H19L20 179V176H22V177H24V175H26L27 177H29V180L31 179V177H37V178H34V179H37L38 180V178H40V180L42 181L41 182V184H42V191H43V189H45V190H47V191H51V192H54V193H61V192H65V194L66 193H68L70 190L72 191V190H75V189H79V190H82V189H85V188H88V189H90L91 190V186H93V184H92V182H91V180H94L93 179V176L94 175H96V171L98 170L97 169V167L99 166H101V165H103V167L101 166V168H112L113 166H118V164H120V163H122L126 158L128 159V157H129V152L130 153H132V154H134L133 155V160H136V161H141V159H143V154H145V152L146 153H148L147 151H148V148L150 149L151 147H152V145H154L153 143L156 141V140H158L162 135H165L166 134V132H167V130L170 132V131H173V130H175V127H173V126H163L161 123L160 124H156V122L157 121H155L153 118H151L150 119V121H152V120H154V122H152L151 123V125L150 126H147V124H146V126H137V127H134V128H130V129H128L127 131L125 130V128H119L118 129V127L116 128V129H118V130H113V129H108V127H107V125H105L104 127H103V132H102V134L101 135H97V134H94L95 133V131H93V126L95 127V125L97 124V123H99V121H101V119H102V113L103 112H105L107 109H108V107H109V105L112 103V101L114 100V96ZM164 95V94H163ZM47 96V95H46ZM49 96H50V94H49ZM87 96H89V95H87ZM99 96V95H98ZM132 96V95H131ZM131 96H130V99H131ZM133 96H134V94H133ZM153 96H155V95H153ZM7 97H9V96H7ZM34 97V96H33ZM55 97V96H54ZM84 97V96H83ZM105 97V96H104ZM167 97H170L169 95L167 96ZM176 97V96H175ZM6 98V97H5ZM21 98V97H20ZM19 98V99H20ZM56 98V97H55ZM73 98H74V96H73ZM80 98V97H79ZM116 98V97H115ZM10 99V98H9ZM12 99V98H11ZM14 99V98H13ZM36 99V98H35ZM40 99V98H39ZM67 99H70V98H68L67 97ZM75 99V98H74ZM103 99V98H102ZM147 99V98H146ZM150 99H151V97H150ZM149 99V100H150ZM155 99V98H154ZM159 99V98H158ZM211 99V98H210ZM210 99H207V101L208 100H210ZM22 100V99H21ZM21 100H18V101H21ZM27 100V99H26ZM66 100V99H65ZM91 100V99H90ZM134 101H135V99H133ZM138 100V99H137ZM173 100V99H172ZM206 100V99H205ZM33 101V100H32ZM79 101V100H78ZM77 101V102H78ZM89 101V100H88ZM98 101V100H97ZM99 101H100V99H99ZM170 102H171V100H169ZM181 101V100H180ZM8 102V101H7ZM47 102V101H46ZM52 102V101H51ZM62 103H63V101H61ZM67 102H69V101H67ZM87 102V101H86ZM90 102V101H89ZM88 102V103H89ZM158 102V101H157ZM206 102V101H205ZM210 102V101H209ZM219 102V101H218ZM12 103H13V101H12ZM11 102H9L8 104H7V108L5 109L6 110V115L8 116L9 114H10V112H11V108H12V104ZM38 103V102H37ZM44 103H45V101H44ZM56 103V102H55ZM159 103V102H158ZM168 103V102H167ZM177 103L179 104L180 102L179 101H177ZM211 103V102H210ZM1 104V103H0ZM18 104H20V103H18ZM30 104V103H29ZM33 104V103H32ZM71 104V103H70ZM127 104V103H126ZM207 104V103H206ZM6 105V104H5ZM4 105V106H5ZM35 105V104H34ZM51 105V104H50ZM57 105V104H56ZM66 105V103H63V105L62 106H65ZM74 105V104H73ZM76 105H77V103H76ZM76 105H75V107H76ZM79 105V104H78ZM83 105V104H82ZM115 105V104H114ZM125 105V104H124ZM142 105V104H141ZM208 105V104H207ZM211 105V104H210ZM23 106V105H22ZM30 106V105H29ZM61 106V107H62ZM67 106V105H66ZM70 106V105H69ZM88 106V105H87ZM201 106V105H200ZM199 106V107H200ZM16 106H14V108H15ZM20 107V106H19ZM43 107V106H42ZM47 107V106H46ZM53 107H54V104H53ZM78 107V106H77ZM86 107V106H85ZM132 107V106H131ZM148 107H149V105H148ZM31 108V107H30ZM35 108V107H34ZM39 108V107H38ZM55 108H56V106H55ZM68 108V107H67ZM139 108H140V106H139ZM203 108H205V106L203 107ZM206 108H207V106H206ZM49 109V108H48ZM53 109V108H52ZM57 109H59V108H57ZM85 109V108H84ZM133 109V108H132ZM152 109V108H151ZM197 109H198V107H197ZM0 110H2V109H0ZM15 110H16V108H15ZM17 110H19V109H17ZM29 110V109H28ZM54 110V109H53ZM60 110V109H59ZM66 110V109H65ZM81 110V109H80ZM148 110H150V109H148ZM156 110V109H155ZM202 110V109H201ZM4 111V110H3ZM27 111V110H26ZM41 111V110H40ZM62 111V110H61ZM70 111V110H69ZM82 111V110H81ZM85 111V110H84ZM110 111H112V110H110ZM144 111V110H143ZM200 111V110H199ZM47 112V111H46ZM49 112V111H48ZM57 112V111H56ZM79 112V111H78ZM50 113H52V111L50 112ZM74 113V112H73ZM77 113V112H76ZM82 113V112H81ZM85 113V112H84ZM137 113V112H136ZM147 113V112H146ZM145 113V114H146ZM149 113V112H148ZM159 113V112H158ZM3 114V113H2ZM22 114V113H21ZM36 114H37V112H36ZM35 114V115H36ZM47 114H49V113H47ZM60 114H62V113H60ZM78 114V113H77ZM106 114V113H105ZM119 114H118V116H119ZM135 114V113H134ZM142 114H144V113H142ZM4 115V114H3ZM5 115V116H6ZM26 115V114H25ZM45 115V114H44ZM53 115V114H52ZM52 115H49V116H52ZM55 115V114H54ZM57 115V114H56ZM113 115V114H112ZM149 115V114H148ZM148 115H144V116H148ZM196 115V114H195ZM2 116V115H1ZM10 116V115H9ZM31 116V115H30ZM33 116V115H32ZM74 116V115H73ZM103 116H104V114H103ZM152 116V115H151ZM175 116V115H174ZM11 117V116H10ZM22 117V116H21ZM28 117V116H27ZM40 117V116H39ZM46 117V116H45ZM178 117V116H177ZM3 118V117H2ZM69 118V117H68ZM104 118V117H103ZM135 118H137V117H135ZM142 118V117H141ZM155 118V117H154ZM158 118H161V117H159V115H158V117H157V119ZM179 118V117H178ZM183 118V117H182ZM4 119V118H3ZM10 119V118H9ZM18 119V118H17ZM16 119V120H17ZM25 119V118H24ZM38 119V118H37ZM43 119V118H42ZM52 119V118H51ZM57 119V118H56ZM109 119H110V117H109ZM113 119V118H112ZM116 119V118H115ZM121 119H120V121H121ZM138 119V118H137ZM137 119L135 120V121H137ZM172 119V118H171ZM181 119V118H180ZM185 119V118H184ZM23 120V119H22ZM21 120V121H22ZM26 120V119H25ZM55 119L53 118V120L51 121V122H53ZM68 120V119H67ZM119 120V119H118ZM118 120H116V121H118ZM132 120V119H131ZM160 120H162V119H160ZM160 120L158 121V123L160 122ZM165 120V119H164ZM34 121H36V119H32V120H30V122H28L27 123V125L26 126H29V125H31V122H34ZM38 121V120H37ZM42 121V120H41ZM66 121V120H65ZM106 121V120H105ZM113 121V120H112ZM128 121H130L129 119H128ZM140 121V120H139ZM148 121V120H147ZM169 121H170V119H169ZM162 121V122H164V124H166V125H168V123H170V122H172V121ZM2 122V121H1ZM6 122V121H5ZM48 122V121H47ZM56 122V121H55ZM64 122V121H63ZM77 122V121H76ZM177 122V121H176ZM185 122V121H184ZM2 123H4V122H2ZM1 123V124H2ZM17 124H18V122H16ZM36 123V122H35ZM34 123V124H35ZM68 123V122H67ZM136 123V122H135ZM4 124H6V123H4ZM49 124H51V123H49ZM104 124H108V123H104ZM109 124L110 125H108V126H115V123H110L109 122ZM178 124V123H177ZM181 124H183V123H181ZM20 125H21V123H20ZM23 125V124H22ZM33 125V124H32ZM38 125V124H37ZM53 125H54V123H53ZM72 125V124H71ZM71 125H70V127H71ZM138 125V124H137ZM142 125V124H141ZM171 125V124H170ZM7 126V125H6ZM17 126V125H16ZM24 126V125H23ZM99 126H103V125H99ZM117 126V125H116ZM120 126V125H119ZM121 126H123V124L121 125ZM2 127V126H1ZM22 127V126H21ZM40 127V126H39ZM46 127V126H45ZM50 127H52L51 125H50ZM19 128H20V126H19ZM26 128V127H25ZM25 128H22V130H20L19 132L17 131V130H11V131H8L7 130V132H6V130H4V129H6V128H3V129H0V139H2V140H4L5 141V143L6 144H8V143H10L11 144V142H21V140H23V142L25 143L26 142V144H28L27 143V141L26 140H24L25 138H24V136L26 137V135H28L29 133V131H30V126L29 127H27L26 129ZM32 128V127H31ZM66 128V127H65ZM72 128H74V127H72ZM97 128V127H96ZM107 128V129H106ZM128 128V127H127ZM41 129V128H40ZM49 129V128H48ZM83 129H85V130H83ZM177 129V128H176ZM42 130V129H41ZM56 130H57V128H56ZM70 130V129H69ZM97 130H98V128H97ZM101 130V129H100ZM33 131V130H32ZM38 131H40V130H38ZM84 131V132H83ZM34 132V131H33ZM36 132V131H35ZM50 132H53V131H50ZM55 132V131H54ZM101 132V131H100ZM32 133V132H31ZM30 133V134H31ZM44 133V132H43ZM57 133V132H56ZM60 133V132H59ZM64 133H65V131H64ZM63 133V134H64ZM68 133V132H67ZM35 134V133H34ZM40 134V133H39ZM38 134V135H39ZM42 134V133H41ZM45 134V133H44ZM77 134V133H76ZM52 135V134H51ZM54 135V134H53ZM56 135V134H55ZM54 135V136H55ZM58 135V134H57ZM62 135V134H61ZM69 135V134H68ZM72 135V134H71ZM29 136V135H28ZM64 136V135H63ZM77 136V135H76ZM20 137H21V139H20ZM51 137V136H50ZM78 137V136H77ZM81 137V136H80ZM28 138V137H27ZM34 138V137H33ZM40 138V137H39ZM44 138V137H43ZM42 138V139H43ZM48 138V137H47ZM46 138V139H47ZM61 138V137H60ZM50 139V138H49ZM48 139V140H49ZM67 139V138H66ZM70 139V138H69ZM2 140H0L1 142H2ZM19 140V141H18ZM29 141H30V139H28ZM36 140H39V139H36ZM41 140V139H40ZM33 141V140H32ZM31 141V142H32ZM44 141V140H43ZM52 141V140H51ZM53 141H54V139H53ZM78 140H76V142H77ZM80 141H81V139H80ZM79 141V142H80ZM46 142V141H45ZM55 142V141H54ZM70 142V141H69ZM78 142V143H79ZM5 143L3 144V145H5ZM23 143V145H25ZM71 143V142H70ZM81 143V142H80ZM79 143V144H80ZM1 144V145H2ZM12 144H14V143H12ZM15 144H18V143H15ZM14 144V145H15ZM42 144V143H41ZM48 144V143H47ZM61 144V143H60ZM79 144H77V145H79ZM13 145V146H14ZM22 145V144H21ZM223 145V144H222ZM8 146V145H7ZM20 146V145H19ZM32 146V145H31ZM43 146V145H42ZM51 146V145H50ZM70 146H71V144H70ZM73 147L75 146V144H73L72 145ZM150 146V147H149ZM12 147V146H11ZM37 147V146H36ZM46 147V146H45ZM45 147H43V148H45ZM49 147V146H48ZM38 148V147H37ZM42 148V149H43ZM55 148V147H54ZM57 148V147H56ZM10 149V148H9ZM14 149V148H13ZM21 149V148H20ZM19 149V150H20ZM26 149V148H25ZM63 149V148H62ZM219 149V148H218ZM16 150V149H15ZM34 150V149H33ZM65 150H67L66 148H65ZM45 151H47V150H45ZM56 151V150H55ZM75 151V150H74ZM86 151V152H87ZM220 151H221V149H220ZM10 152V151H9ZM18 152V151H17ZM27 152H28V150H27ZM48 152H49V150H48ZM67 152H68V150H67ZM218 152H219V150H218ZM7 152L6 151H3V148H2V150L0 149V154L1 155H4V154H6ZM11 153H13V152H11ZM16 153V152H15ZM32 153H33V151H32ZM35 153V152H34ZM44 153V152H43ZM88 153V152H87ZM9 154V153H8ZM14 154V153H13ZM29 154V153H28ZM51 154V153H50ZM7 155V154H6ZM15 155V154H14ZM21 155V154H20ZM19 155V156H20ZM42 155V154H41ZM22 156V155H21ZM27 156H29V155H27ZM88 156V155H87ZM147 156V155H146ZM13 157V156H12ZM12 157L10 158V159H12ZM17 157V156H16ZM26 157V156H25ZM32 157V156H31ZM34 157H37V156H34ZM43 157V156H42ZM15 158V157H14ZM76 158H78V157H76ZM85 158H86V156H85ZM18 159H19V157H18ZM25 159V158H24ZM31 159V158H30ZM34 159V158H33ZM1 160V159H0ZM8 160V159H7ZM28 160V159H27ZM84 160V159H83ZM3 161V160H2ZM82 161V160H81ZM93 161V162H94ZM254 161V160H253ZM92 162V161H91ZM10 163H11V161H10ZM229 164V163H228ZM234 164H236V163H234ZM238 164H239V162H238ZM227 165V164H226ZM232 165V164H231ZM241 165V164H240ZM254 165V164H253ZM72 166V167H71ZM93 167V166H92ZM216 167H218V166H216ZM231 167V166H230ZM233 167V166H232ZM226 168V167H225ZM228 168V167H227ZM1 169V168H0ZM216 169V168H215ZM214 169V170H215ZM101 170V169H100ZM237 170V169H236ZM240 170H241V168H240ZM241 171H243V170H241ZM94 172V173H93ZM96 172V173H95ZM105 172V171H104ZM235 172V171H234ZM238 172V171H237ZM244 173V172H243ZM1 174V173H0ZM3 174V175H4ZM219 174V173H218ZM240 175V174H239ZM238 175V176H239ZM11 176H13V177H16V178H11ZM102 176V175H101ZM105 176V175H104ZM43 177V179H41ZM95 177V176H94ZM256 177V176H255ZM26 178V177H25ZM1 179V178H0ZM33 179V178H32ZM33 179V180H34ZM96 179V178H95ZM2 180V179H1ZM4 181V179H3V181L2 182H5ZM11 181V182H12ZM1 182V181H0ZM16 182V181H15ZM14 182V183H15ZM220 182H221V187L223 188V190L226 192V193H228V194H230V193H232V192H234L235 191V189H236V187H237V183L239 182L238 181V179H237V175H235V174H233L232 172H229V171H225V169H224V171L222 170V173H221V179H220ZM18 183V182H17ZM20 183V182H19ZM37 183V182H36ZM240 183V182H239ZM2 184V183H1ZM7 184H9V182L8 183H6L5 184V186L7 185ZM11 184H13V183H11ZM16 184V183H15ZM14 184V185H15ZM38 184H40V183H38ZM27 185V184H26ZM9 186V185H8ZM16 186H18V185H16ZM20 186V185H19ZM34 186H35V184H34ZM36 186H37V184H36ZM35 186V187H36ZM240 186H241V184H240ZM30 187H31V185H30ZM33 187V186H32ZM90 187V188H89ZM1 188V187H0ZM8 188V187H7ZM39 188V187H38ZM94 188V187H93ZM10 189V188H9ZM21 189V188H20ZM87 189V190H88ZM1 190V189H0ZM4 190V189H3ZM10 190H12V187H11V189ZM16 190V189H15ZM29 190V189H28ZM39 190H40V188H39ZM6 191H7V189H6ZM13 191H14V189H13ZM24 191V190H23ZM78 191V190H77ZM82 191H84V190H82ZM222 191V190H221ZM2 192V191H1ZM10 192V191H9ZM26 192V191H25ZM24 192V193H25ZM34 192V191H33ZM40 192V191H39ZM45 192V191H44ZM4 195L6 194V193H4V192H2ZM2 194V195H3ZM27 194V193H26ZM39 194V193H38ZM44 194V193H43ZM46 194V193H45ZM74 194V193H73ZM264 194V193H263ZM3 195V196H4ZM22 195V194H21ZM66 195H68V194H66ZM70 195H71V193H70ZM259 195V194H258ZM9 196V195H8ZM23 196H24V194H23ZM23 196H21V197H23ZM69 196V195H68ZM68 196H66V197H68ZM73 196V195H72ZM261 196V195H260ZM5 197H7L6 195H5ZM16 197V196H15ZM20 197V196H19ZM31 197V196H30ZM29 197V198H30ZM34 197V196H33ZM38 197V196H37ZM64 197V196H63ZM226 197V196H225ZM259 197V196H258ZM1 198V197H0ZM8 198V197H7ZM14 198V197H13ZM12 198V199H13ZM35 198V197H34ZM47 198V197H46ZM126 198V197H125ZM51 199V198H50ZM260 199V198H259ZM12 201V200H11ZM10 201V203H12ZM16 201V200H15ZM18 201V200H17ZM25 201H27V199H25ZM37 202V201H36ZM35 202V203H36ZM156 202V201H155ZM258 202V201H257ZM4 203V202H3ZM8 203V202H7ZM16 203V202H15ZM143 203V202H142ZM146 203V202H145ZM151 203H153V202H151ZM144 204V203H143ZM142 204V205H143ZM155 204V203H154ZM158 204V203H157ZM7 205V204H6ZM20 205H22V203L21 202H18L17 204H15L14 206L13 205H11V206H13V207H11L10 208V210L8 211L9 212V215L10 214H19V215H21L20 213H18V212H21L19 209H18V207L20 206ZM33 205V204H32ZM117 205H118V203H117ZM119 205H121V204H119ZM141 205V206H142ZM172 205L174 206V204L172 203ZM170 203L168 204H166V205H163L162 206V210L164 211V210H166L165 211V213L166 212H169V209H172L173 208V206H172ZM27 206V205H26ZM135 206V205H134ZM157 206L158 205H153V204H147V206H142L143 208L141 209V211H134V212H132L133 214H132V219H130V220H126L125 221V226H126V228H128L129 229V231H131V235H132V237H133V239L135 238V239H141V243H143L144 245H143V249L141 248V251L140 250H137V249H131V248H123V250H122V254H123V258H124V260H125V262L124 263H126V264H169V258H168V255H169V251L167 252V254H166V251L164 252V249H163V243H165V241H166V238L168 237V236H166L167 234H164V233H162L163 231L162 230H164L165 229V227H166V221H165V218L163 217V216H161V215H157L156 213H155V211H156V208H157ZM1 207V206H0ZM3 207V206H2ZM5 207V206H4ZM114 207V206H113ZM169 208V209H168ZM2 209V208H1ZM24 209H28V208H24ZM115 209H117V208H115ZM21 210H23V209H21ZM112 210V209H111ZM110 210V211H111ZM118 210V209H117ZM120 210V209H119ZM23 211H25V210H23ZM113 211V210H112ZM158 211V210H157ZM156 211V212H157ZM160 212V211H159ZM113 213V212H112ZM158 213V212H157ZM164 213V212H163ZM27 214V213H26ZM161 214V213H160ZM4 214H3V212H1V210H0V216H3ZM7 215V214H6ZM128 215V214H127ZM118 216V215H117ZM170 216V215H169ZM8 217V216H7ZM125 217V216H124ZM144 217V218H143ZM6 218V217H5ZM3 219H4V217H3ZM3 219H1L2 221H3ZM122 219H124V218H122ZM121 219V220H122ZM172 219V218H171ZM149 220V221H148ZM7 221V220H6ZM144 221L146 222V224L147 223H149L150 224V229H146V231L144 230L143 232L142 231H140V229H142L141 227H142V225L144 224ZM44 222V221H43ZM40 223V224H35V226H32V227H30V226H27V228H28V230L26 231V235H25V239L23 240V242L21 243V252H20V260H21V262H22V264H42L43 262H44V257L45 256H43L42 254H40V252H39V248L41 249V246H42V244L44 243V238H46V237H44V233L45 234H48L49 233V228L47 227V225H45V223ZM48 222V221H47ZM4 223V222H3ZM38 223V222H37ZM32 224V223H31ZM124 224V223H123ZM34 225V224H33ZM52 225V224H51ZM104 225V224H103ZM108 225V224H107ZM121 225H122V223H121ZM145 225V224H144ZM153 227H152V226ZM173 225V224H172ZM125 226H121V227H125ZM50 227V226H49ZM101 227V226H100ZM174 227V226H173ZM172 227V228H173ZM145 228V227H144ZM149 228V227H148ZM171 228V229H172ZM54 229V228H53ZM103 229H104V227H103ZM108 229V228H107ZM136 230V232L134 231V230ZM176 229V228H175ZM3 230V229H2ZM170 231V230H169ZM172 231V230H171ZM175 231V230H174ZM5 232V231H4ZM51 232V231H50ZM54 232V231H53ZM138 232V233H137ZM141 232V233H140ZM173 232V231H172ZM171 232V233H172ZM59 234V233H58ZM121 234V233H120ZM174 234V233H173ZM51 235H54V234H51ZM127 236H129L130 234H126ZM141 235V236H140ZM252 236V235H251ZM63 237V236H62ZM93 239V238H92ZM132 239V238H131ZM130 239V240H131ZM138 240V241H139ZM132 241V240H131ZM167 241H168V239H167ZM47 242V241H46ZM45 242V243H46ZM69 242V241H68ZM133 243V242H132ZM167 243V242H166ZM236 243V242H235ZM250 243V242H249ZM65 244V243H64ZM63 244V245H64ZM18 245H20V244H18ZM88 246V245H87ZM126 246V245H125ZM145 246V247H144ZM73 247V246H72ZM119 247V246H118ZM132 247H135V246H132ZM253 247V246H252ZM254 247H255V245H254ZM260 247H261V245H260ZM67 247L65 246V249H66ZM116 248V247H115ZM136 248V247H135ZM216 248H217V246H216ZM256 248V247H255ZM259 248V247H258ZM43 249V248H42ZM71 249V248H70ZM75 249V248H74ZM117 249V248H116ZM230 249V248H229ZM235 249V248H234ZM260 249V248H259ZM14 250V249H13ZM109 250V249H108ZM107 250V251H108ZM165 250H166V247H165ZM200 250V249H199ZM207 250V249H206ZM224 250V249H223ZM222 250V251H223ZM240 252H238V253H240V255H241V257L239 256V255H236V258L235 259H233V260H229V262H227V264H258V261H257V259L250 253V250L249 249H247V248H245V247H241L240 249ZM44 251V250H43ZM62 251V250H61ZM68 251V250H67ZM72 251V250H71ZM74 251V250H73ZM78 251V250H77ZM201 251V250H200ZM211 251V250H210ZM230 251V250H229ZM232 251V250H231ZM235 251V250H234ZM254 251V250H253ZM207 252V251H206ZM219 252V251H218ZM3 253V252H2ZM55 253V252H54ZM72 253V252H71ZM79 253V252H78ZM199 253V252H198ZM209 253H211V252H209ZM254 253V252H253ZM51 254V253H50ZM59 254V253H58ZM70 254V253H69ZM68 254V255H69ZM232 254V253H231ZM255 254V253H254ZM258 255H259V253H257ZM263 254H264V252H263ZM47 255V254H46ZM60 255V254H59ZM76 255V254H75ZM75 255L74 256H67L68 257V259L66 260L67 262H68V264H74V262H75V264H80L79 263V261H77V257H75ZM172 255V254H171ZM209 255V254H208ZM225 255V254H224ZM223 255V256H224ZM234 255V254H233ZM48 256V255H47ZM47 256H46V258H47ZM56 256H57V254H56ZM55 256V257H56ZM61 256V255H60ZM62 256H64V254L62 255ZM228 256H229V254H228ZM52 257V256H51ZM66 257V258H67ZM206 257V256H205ZM232 257V256H231ZM49 258V257H48ZM62 258V257H61ZM64 258V257H63ZM204 258V257H203ZM202 258V259H203ZM12 259V255H11V258H9V259H7L6 260V262H9L10 260ZM201 259V260H202ZM59 260H60V258H59ZM171 260V259H170ZM195 260V259H194ZM197 260V259H196ZM199 260V259H198ZM197 260V261H198ZM56 261V260H55ZM62 261V260H61ZM60 261V262H61ZM65 261V260H64ZM65 261V262H66ZM123 261V260H122ZM206 261H208V260H206ZM225 261V260H224ZM263 261V260H262ZM49 262V261H48ZM194 262V261H193ZM261 262V261H260ZM52 263V262H51ZM50 263V264H51ZM63 263V262H62ZM206 263V262H205ZM224 263V262H223ZM59 264H61V263H59ZM67 264V263H66ZM123 264V263H122ZM198 264V263H197Z\"/></svg>","mask_w":264,"mask_h":264}]
</instances>
